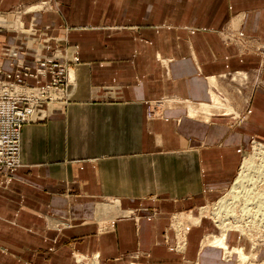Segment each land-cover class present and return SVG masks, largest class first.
Segmentation results:
<instances>
[{"label":"crops","instance_id":"0c3cea01","mask_svg":"<svg viewBox=\"0 0 264 264\" xmlns=\"http://www.w3.org/2000/svg\"><path fill=\"white\" fill-rule=\"evenodd\" d=\"M25 1L0 0V9ZM56 2L36 11L38 24L65 33L86 82L114 86L120 96L76 99L24 124L21 163L0 185V264H57L62 237L99 252L103 264H194L200 255L201 264H235L219 248L201 250L207 219L190 225L181 250L172 221L199 216L225 194L252 139L264 140V86L245 84L247 97L227 79L253 71L260 54L222 35L239 25L263 44L264 0ZM0 63L12 69L8 59ZM213 91L227 94L223 105L214 106ZM247 104L239 124L219 111L202 118L204 105L236 113ZM99 205L133 213L99 229ZM49 218L74 224L47 226ZM226 240L235 244L236 233ZM49 249L54 255L45 259Z\"/></svg>","mask_w":264,"mask_h":264},{"label":"built area","instance_id":"2783aa9c","mask_svg":"<svg viewBox=\"0 0 264 264\" xmlns=\"http://www.w3.org/2000/svg\"><path fill=\"white\" fill-rule=\"evenodd\" d=\"M17 7L18 14L10 21L1 20L0 31L14 32L13 41H3L0 59L7 58L12 69L0 63V173L8 174L21 162L22 127L25 123L44 119L56 108L70 101L90 97L120 96L114 86L91 85L84 80L77 48L67 42H56L58 36L50 26L39 25L32 16L25 24L29 5ZM21 11V14L19 12ZM11 30V31H10ZM35 62L30 65L29 61ZM154 108V106H153ZM149 106V114H153ZM262 240L263 237H260ZM181 248V246H179Z\"/></svg>","mask_w":264,"mask_h":264},{"label":"bare ground","instance_id":"6f19581e","mask_svg":"<svg viewBox=\"0 0 264 264\" xmlns=\"http://www.w3.org/2000/svg\"><path fill=\"white\" fill-rule=\"evenodd\" d=\"M46 5L48 7H44ZM55 6L56 0H39L29 4L28 8L43 7L44 9H49ZM19 14H21V11ZM218 93L219 95L216 96H214L216 92L214 95L212 94L214 106L223 105V98H221L223 92L218 91ZM209 106L204 105L203 107L204 109H211ZM260 141L256 140L255 147L249 152V154L254 155L253 163L250 165V159L246 157L243 166H240L239 173L232 183L230 190L231 196L228 197L227 201L222 202L224 198L219 197L205 206L210 210L208 217L218 226L219 231L211 232L210 230L213 229L207 230L206 236H208V239H204L202 242L201 250L206 247L219 248L223 252H221V256H223L224 261L230 259V257L226 258L225 256H233V254H236V259H231L235 264H255V261L258 259L260 262H264L260 260L257 249L248 250L247 245H243L240 246L241 248H237V251L232 252L234 245L226 242L227 232L233 231L237 235L235 245H239L240 237H245L248 239L251 248L256 243L257 246H262L264 249V142ZM204 216L203 213L201 216L199 215L201 221ZM198 223L200 224L202 222L199 221ZM173 225L180 238L178 247L181 246V248H184L185 233L188 226L187 219L182 218L180 220L176 217L174 218ZM220 228L223 233H221ZM260 237H263V239L261 240ZM244 251L250 252V255L245 254ZM239 254L242 258L246 257V260H240ZM201 257L202 255L199 256V261L196 264H201Z\"/></svg>","mask_w":264,"mask_h":264},{"label":"rangeland","instance_id":"374dc122","mask_svg":"<svg viewBox=\"0 0 264 264\" xmlns=\"http://www.w3.org/2000/svg\"><path fill=\"white\" fill-rule=\"evenodd\" d=\"M36 1H39V0H31V1L20 2V3L13 4L8 9H0V23L2 22L1 20H5V19H7V21H10V19H13L14 20V17L16 16V14H18V8L17 7H19V6L24 7L23 5H20V4L29 5V4H31L33 2H36ZM56 4H57V2H56ZM44 7H48V5H46ZM32 9L34 11L31 12L32 14L29 17V19L24 17V15L27 14V12H25V14L23 15V19L25 20V24H28L29 23V21H30V19H31L32 16L37 21V19H36L37 17L35 15V13H36L37 10H38V12L47 10V9H44L43 7H34ZM238 28H239V25L232 26V28H229V29L228 28H224L222 30V35H223L224 40H226V41L233 40V41L237 42L238 44L242 45L244 49L251 50V52H258L260 54V57H261L259 66L254 67V70L253 71H251L250 69L249 70H237L235 73H233V74L230 73L227 76V79L228 80H230V78L233 77L232 82H230V83L233 84L232 86H235V88L237 89L238 92L241 91L243 95H245V96L248 97V94H246L245 91H244L245 84H247V83L248 84L253 83V84H261L262 86H264V78H262L260 76L261 68L264 67V43L263 44H260L258 42H250L244 36L245 35L244 33H243L244 35L241 34V32L239 31ZM7 32H8L7 30H1L0 31V46H1V44H2L3 41L10 40L8 42H15L12 39H9V37L10 38H14L13 36H14L15 33L14 32H10L11 34H9ZM64 34L65 33H63L60 36H56L57 40H58V38H61L62 36H64ZM1 40H3V41H1ZM2 59H7V58H2ZM29 63H30V65H33V66L35 65V62H33L32 60H30ZM9 64H10V62H9ZM235 74H237L238 77H242L243 79H238V77H236ZM215 92H216V94L214 95ZM212 94L214 96L219 95L218 91H213ZM222 94L223 95L221 96V98H223L226 93L223 92ZM226 98H227V96H226ZM215 106H217V105H215ZM224 109L225 110L222 109L223 111L222 110L212 111L213 110L212 107H211V109H204L205 110V114H204V116H202V118L203 119H210V117H211L210 114L211 113H214L216 111L217 112L219 111V112H222V113H224L226 115L229 114V116H232V118H231L232 120L230 122H231L232 125H235V124H239V122L241 120H243L244 118H246L247 112L249 111L248 104L245 106V108L242 111L236 112V113L230 112L232 110H229L228 108H224ZM233 114H235V115L233 116ZM252 140L253 141L250 142L251 146L248 149V151L249 150L251 151L255 147V141L256 140H259V139L253 138ZM260 142H264V140H261ZM246 157H249V159H250V165H251L253 163V160H254V155L253 154H249L247 152L246 155L243 158V162H244V160H245ZM243 162H242L241 166H243ZM239 168H241V167H239ZM239 170H238L236 176L238 175ZM10 172H11V170H10ZM10 177H11L10 176V173H8V174L0 173V185L1 184L5 185L6 183H8V181L10 180ZM231 187H232V184L230 185L229 190L225 194H223L222 196H220V198H224L223 201L222 200H220V201H222V202L227 201L228 197L231 196V191H230L231 190ZM107 207H108L107 208L108 210L106 211V210H104L103 206H101V205L98 206V210H97L98 216L96 218V223L99 226V229H104V228L108 227L111 224V222H112L111 220L113 218H115L116 216H118V215H126L127 213H128V215H130V213H133V212H130L129 213L128 210L122 209L119 206L109 205ZM189 209H187V210H189ZM209 212H210V210H208V207H204V208L201 209L200 216L202 215V213L205 215L203 217L202 221H201V219H200L199 216L193 217L192 214H191V216L187 217V225H188L187 226V229L190 227L191 224H193V225L194 224H199L198 223L199 221L200 222H203L205 219H207L211 223V226L213 227L212 228L213 230H210V231L211 232H214V231L217 232V231H219L218 230V226L212 221V219L210 217H208L209 216L208 215ZM176 217H178L180 220L182 219V217L180 215H176L174 218H176ZM59 220L54 219V218L53 219L52 218H49V220L47 221L46 224H47V226L50 225V226H55V227H58V226H61V227H63V226H70V225L74 224L73 221H71L70 219H67V218H65V219L61 218ZM173 222H174V220L172 221V225H173ZM173 227H174V225H173ZM221 230L222 229L220 228V231ZM206 232H205V237L206 238L204 237V239H208V236H206ZM221 233H223V231H221ZM204 239H203V241H204ZM231 239H233L232 236H229V240H231ZM72 241H73V238H68V237H62V238H60V245L57 246V249H60V248H62V249H61V251H59V253L58 252L55 253V255L59 258V263H57V264H103V262L100 261V254H99V252L94 251V252L88 253V252L81 251V250H79L77 248H73V247H71L72 246L71 245L72 244ZM226 242H227V240H226ZM179 244H180V238H179V236L177 234V242H176V244H174V247L180 248V247H178ZM235 244H236V242H235ZM235 244H233L234 245V248H232V250H233L232 252L237 251L238 250L237 248H241L240 246L247 245L248 250L249 249H251V250L252 249H257L260 260L261 261H264V256H262L261 253H260L261 250L263 249L262 246H257L256 243H255V245L251 248V246H250V244L248 242V239H246L245 237L244 238L243 237H240L239 245H235ZM68 246L71 247V248H69ZM46 248H48V247H46ZM51 250L52 249H49L45 253V259L52 258V255H54V254L52 253L53 251H51ZM244 252H245V254L250 255V252H247V251H244ZM225 257L226 258H229L230 257L229 260L236 259V254L235 255L233 254V256H225ZM245 258H242V256L239 254V259L240 260L241 259L246 260ZM222 259H223V256H222ZM229 260H227V261H229ZM198 261H199V258L195 262H193V263L196 264ZM45 264H51V262L50 263H45ZM255 264H264V262H260L259 259H258L257 261H255Z\"/></svg>","mask_w":264,"mask_h":264}]
</instances>
